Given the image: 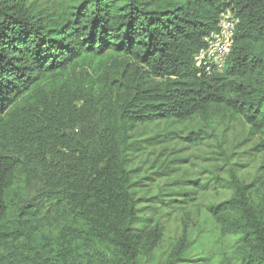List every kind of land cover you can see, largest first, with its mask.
Segmentation results:
<instances>
[{
  "label": "trees",
  "instance_id": "trees-1",
  "mask_svg": "<svg viewBox=\"0 0 264 264\" xmlns=\"http://www.w3.org/2000/svg\"><path fill=\"white\" fill-rule=\"evenodd\" d=\"M35 1L0 0V264H149L163 227L139 215L153 198L134 164L161 141L133 133L229 117L264 155V0H49L40 14ZM227 11L234 45L208 76L195 57ZM228 172L232 196L207 207L226 264H264L258 180ZM196 190L167 196L186 209ZM189 252L179 243L164 264L208 263Z\"/></svg>",
  "mask_w": 264,
  "mask_h": 264
},
{
  "label": "rangeland",
  "instance_id": "rangeland-1",
  "mask_svg": "<svg viewBox=\"0 0 264 264\" xmlns=\"http://www.w3.org/2000/svg\"><path fill=\"white\" fill-rule=\"evenodd\" d=\"M33 4L38 14L54 12V4L49 0H37ZM192 132L205 138L198 147L180 139ZM170 134L175 139H169ZM133 139L161 141V146L152 150L151 158L144 154L141 162L134 164L140 176H149L148 182H151L140 197L153 198L150 203L140 205L139 215L152 218L163 227L162 240L148 263L164 264L173 248L182 243L188 247L191 257L206 258L207 264H226L228 242L210 219L207 207L232 196L228 183L230 166H237L241 183L258 180L253 200L255 203L264 201V181L260 178L264 155L253 152L259 139L250 135L244 121L229 117L207 121L198 118L182 126L139 127ZM194 180H199L203 186L202 192L196 190L197 202L186 209H175L167 195L180 196L189 190ZM26 194L25 191L23 198Z\"/></svg>",
  "mask_w": 264,
  "mask_h": 264
},
{
  "label": "built area",
  "instance_id": "built-area-1",
  "mask_svg": "<svg viewBox=\"0 0 264 264\" xmlns=\"http://www.w3.org/2000/svg\"><path fill=\"white\" fill-rule=\"evenodd\" d=\"M238 21L230 11L223 13L216 30L205 38V47L195 57L196 67L205 75L221 74L231 54Z\"/></svg>",
  "mask_w": 264,
  "mask_h": 264
}]
</instances>
